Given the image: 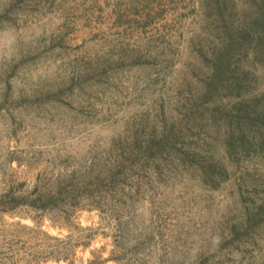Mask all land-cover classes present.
<instances>
[{
    "label": "rangeland",
    "instance_id": "obj_1",
    "mask_svg": "<svg viewBox=\"0 0 264 264\" xmlns=\"http://www.w3.org/2000/svg\"><path fill=\"white\" fill-rule=\"evenodd\" d=\"M0 264H264V0H0Z\"/></svg>",
    "mask_w": 264,
    "mask_h": 264
},
{
    "label": "trees",
    "instance_id": "obj_2",
    "mask_svg": "<svg viewBox=\"0 0 264 264\" xmlns=\"http://www.w3.org/2000/svg\"><path fill=\"white\" fill-rule=\"evenodd\" d=\"M217 63H218V65L217 66H221L223 63L218 59V61H217ZM216 68V67H215ZM220 71V68H216L215 70H214V73H215V76H217V73Z\"/></svg>",
    "mask_w": 264,
    "mask_h": 264
}]
</instances>
